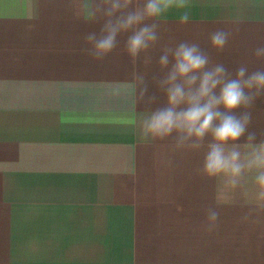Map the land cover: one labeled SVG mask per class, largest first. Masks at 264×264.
Here are the masks:
<instances>
[{"label": "crops", "instance_id": "obj_1", "mask_svg": "<svg viewBox=\"0 0 264 264\" xmlns=\"http://www.w3.org/2000/svg\"><path fill=\"white\" fill-rule=\"evenodd\" d=\"M76 8L0 0V264H264L252 175L239 187L203 178L201 153L144 137L133 64L119 52L102 65L83 55L99 26ZM191 13L184 26L177 11L163 18L161 44L207 49L208 32L239 23L226 50L210 54L233 71L260 66L251 51L264 44V0H191ZM249 131L264 133V99ZM205 206L221 212L212 232Z\"/></svg>", "mask_w": 264, "mask_h": 264}, {"label": "clouds", "instance_id": "obj_2", "mask_svg": "<svg viewBox=\"0 0 264 264\" xmlns=\"http://www.w3.org/2000/svg\"><path fill=\"white\" fill-rule=\"evenodd\" d=\"M74 3L79 4L74 9L77 18L80 8H86L87 22L99 26L84 35L81 53L102 65L119 52L133 64L130 76L136 82L137 103L147 106L138 120L141 134L167 143L172 152L201 153L198 173L203 178L222 175L229 185L239 187L251 174L260 189L257 199L264 201V133L249 131L251 110L264 99V44L251 51L259 67L242 63L233 71L210 52H224L241 33L239 23L208 32L207 49L196 40L161 44V22L170 12L180 13L181 26L192 22L191 0ZM153 64L155 70L149 71ZM202 211L203 227L216 230L221 212L215 206ZM251 214L245 213L242 220Z\"/></svg>", "mask_w": 264, "mask_h": 264}]
</instances>
